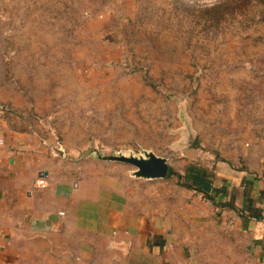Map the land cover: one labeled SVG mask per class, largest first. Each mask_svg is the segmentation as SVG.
<instances>
[{
	"label": "rangeland",
	"instance_id": "rangeland-1",
	"mask_svg": "<svg viewBox=\"0 0 264 264\" xmlns=\"http://www.w3.org/2000/svg\"><path fill=\"white\" fill-rule=\"evenodd\" d=\"M0 104L78 157H167L168 189L129 192L175 200L264 121V0H0ZM201 225L202 264H247L241 233Z\"/></svg>",
	"mask_w": 264,
	"mask_h": 264
},
{
	"label": "crops",
	"instance_id": "crops-1",
	"mask_svg": "<svg viewBox=\"0 0 264 264\" xmlns=\"http://www.w3.org/2000/svg\"><path fill=\"white\" fill-rule=\"evenodd\" d=\"M250 133L223 138L200 167L208 197L176 188L144 203L121 163L57 155L53 132L0 104V264H202L191 229L208 222L241 233L247 264H264V121ZM169 177L153 180L166 190Z\"/></svg>",
	"mask_w": 264,
	"mask_h": 264
},
{
	"label": "water",
	"instance_id": "water-1",
	"mask_svg": "<svg viewBox=\"0 0 264 264\" xmlns=\"http://www.w3.org/2000/svg\"><path fill=\"white\" fill-rule=\"evenodd\" d=\"M53 151L60 156L64 155L62 147L53 148ZM98 159L105 161L120 162L130 165L132 168L129 174L135 178H143L147 180L163 179L166 177L169 160L167 157L154 153L151 150H142L138 154L116 153L113 155L95 154ZM202 189L208 191L209 187L205 184Z\"/></svg>",
	"mask_w": 264,
	"mask_h": 264
},
{
	"label": "trees",
	"instance_id": "trees-1",
	"mask_svg": "<svg viewBox=\"0 0 264 264\" xmlns=\"http://www.w3.org/2000/svg\"><path fill=\"white\" fill-rule=\"evenodd\" d=\"M193 170L192 172L186 171L185 177L187 179L188 182V186L189 187H195L197 190L201 191L206 197H208V195L206 194V192L202 189V185L203 184H207V180H206V171L205 170H200V168H194L192 167ZM171 175H177L179 176V174L175 173L173 170L169 169L167 172V177L171 176Z\"/></svg>",
	"mask_w": 264,
	"mask_h": 264
},
{
	"label": "built area",
	"instance_id": "built-area-1",
	"mask_svg": "<svg viewBox=\"0 0 264 264\" xmlns=\"http://www.w3.org/2000/svg\"><path fill=\"white\" fill-rule=\"evenodd\" d=\"M38 184L41 186V187H44L45 186V182L43 179H39L38 180Z\"/></svg>",
	"mask_w": 264,
	"mask_h": 264
}]
</instances>
